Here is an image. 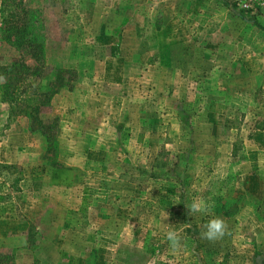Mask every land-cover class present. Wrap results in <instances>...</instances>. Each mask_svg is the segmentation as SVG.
I'll return each instance as SVG.
<instances>
[{"label":"rangeland","instance_id":"obj_1","mask_svg":"<svg viewBox=\"0 0 264 264\" xmlns=\"http://www.w3.org/2000/svg\"><path fill=\"white\" fill-rule=\"evenodd\" d=\"M242 1L0 0V264H257L264 0ZM8 8L29 33L3 31ZM36 81L70 86L9 101ZM213 217L228 233L210 243Z\"/></svg>","mask_w":264,"mask_h":264},{"label":"trees","instance_id":"obj_2","mask_svg":"<svg viewBox=\"0 0 264 264\" xmlns=\"http://www.w3.org/2000/svg\"><path fill=\"white\" fill-rule=\"evenodd\" d=\"M26 18V10L25 8L20 9V12L18 10H15V8H8V10H6L5 16L1 19L2 21V29L3 31H8V33L13 34L14 36H19V34H26L29 33V26L30 24L26 21H24ZM261 30L264 31V28L260 27ZM15 46H21L22 43L18 40H14V42H12ZM26 46H28L31 51L33 53H36V50L38 49L39 45L33 41L32 39H28L26 40V43H24ZM11 69L18 71L19 69H23L27 71V74H30V76L33 77H38V75L36 73H39V70L41 69V66L36 65L32 68H28L26 66H24L21 61L18 62H12L10 64ZM7 67V68H8ZM12 70V71H13ZM64 71V70H63ZM69 72V71H68ZM70 72H73L72 70H70ZM59 74V73H58ZM58 76V75H57ZM57 76H55V79H57ZM54 79V80H55ZM30 88L32 89L29 92V95L26 97H20L17 95V93L14 91V94L10 93V102L13 103L16 107L20 108V105H23L24 102H26V100H31L32 102L34 101L37 105L41 104L44 99H46L45 97L48 95V93H53L57 90V87H61V86H66L69 87L70 84H68V82H57V83H53L50 85V88L47 91H42L40 90V85L39 82L36 81L32 84H29ZM28 87V84H27ZM55 87V88H54ZM22 90H20L19 93H21ZM4 94H6L3 91ZM43 97V98H40ZM36 104H29V111L28 112H23V114L28 115V116H32L36 111V108L38 107ZM13 109H11L10 111L12 112ZM28 127L30 130H35L38 131L40 134L44 135L45 139H47V133L48 132V128L50 127L49 125H44V124H40L39 122L33 126L31 124V120H29L28 123ZM257 259V264H264V248L259 251L256 254Z\"/></svg>","mask_w":264,"mask_h":264},{"label":"clouds","instance_id":"obj_3","mask_svg":"<svg viewBox=\"0 0 264 264\" xmlns=\"http://www.w3.org/2000/svg\"><path fill=\"white\" fill-rule=\"evenodd\" d=\"M188 209V215L200 213L203 215L210 214V205L206 203L204 199H195L191 204L186 205ZM168 217V213L165 218ZM205 231H202L201 238L207 240L210 243L222 239L228 233V224L221 217L211 218L206 225H204ZM167 241L171 249L176 250L181 245V235L176 230H169L166 233Z\"/></svg>","mask_w":264,"mask_h":264},{"label":"built area","instance_id":"obj_4","mask_svg":"<svg viewBox=\"0 0 264 264\" xmlns=\"http://www.w3.org/2000/svg\"><path fill=\"white\" fill-rule=\"evenodd\" d=\"M240 2H241V5H242L243 7H248V5H247L244 1L240 0ZM249 7H250V8H253L252 5L249 6Z\"/></svg>","mask_w":264,"mask_h":264}]
</instances>
